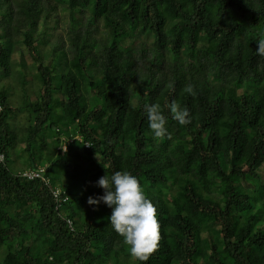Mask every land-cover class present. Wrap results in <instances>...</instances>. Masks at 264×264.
<instances>
[{
  "label": "trees",
  "instance_id": "16d2710c",
  "mask_svg": "<svg viewBox=\"0 0 264 264\" xmlns=\"http://www.w3.org/2000/svg\"><path fill=\"white\" fill-rule=\"evenodd\" d=\"M261 36L264 0H0V264H142L87 203L121 170L157 208L143 264H264Z\"/></svg>",
  "mask_w": 264,
  "mask_h": 264
},
{
  "label": "clouds",
  "instance_id": "9594fccd",
  "mask_svg": "<svg viewBox=\"0 0 264 264\" xmlns=\"http://www.w3.org/2000/svg\"><path fill=\"white\" fill-rule=\"evenodd\" d=\"M256 44L257 55L264 56V36L258 37ZM185 90L192 92L191 86ZM143 108L150 134L155 138L169 135L166 127L168 116L161 106L158 103H145ZM167 108L178 124L191 122L187 107L172 101ZM95 185L103 189V194L88 196L87 203L93 207L103 203L111 210L107 217L108 224L128 246L129 256L143 264L159 246L160 222L156 205L148 198L137 177L127 170L105 174L95 181Z\"/></svg>",
  "mask_w": 264,
  "mask_h": 264
},
{
  "label": "rangeland",
  "instance_id": "374dc122",
  "mask_svg": "<svg viewBox=\"0 0 264 264\" xmlns=\"http://www.w3.org/2000/svg\"><path fill=\"white\" fill-rule=\"evenodd\" d=\"M55 32V34H54V38H53V40H55L57 37H58V35H59V32H60V28H59V25L57 26V28H56V30L54 31ZM10 79L12 80V78L10 77ZM9 89L10 90H12V87H11V84H9ZM11 99H12V103L13 104H15L16 103V101H18L17 99H16V94H15V92L13 91L12 92V94H11ZM54 109H55V115L54 116H56L58 113H59V109H58V107L56 108V107H54ZM26 113L23 111V112H20V113H18L17 115H16V119L17 120H21V121H23V123L25 122V118H26ZM20 151V147H16V150H15V152L16 153H12V152H9V154H8V157H7V165L9 166V168L10 169H12V170H15V168H17V166L15 165V164H13V162H14V157H13V155L14 154H17V152L18 151ZM18 154H23V153H21V152H19ZM23 157V164L25 163V161H24V157H25V154H23L22 155ZM22 161V160H21ZM20 162V161H19ZM241 170V169H240ZM50 177H49V179H50V181H53V178H51V175H49Z\"/></svg>",
  "mask_w": 264,
  "mask_h": 264
},
{
  "label": "built area",
  "instance_id": "2783aa9c",
  "mask_svg": "<svg viewBox=\"0 0 264 264\" xmlns=\"http://www.w3.org/2000/svg\"><path fill=\"white\" fill-rule=\"evenodd\" d=\"M62 149H65V145H62ZM4 159V155L2 153H0V161H3ZM43 171H44V167L43 166H38L36 167L35 169H27V170H24L21 172V175L22 176H26L28 178H33V177H40V178H43ZM52 194H53V197L54 199L56 200V207H59V201L61 200H65L66 198L65 197H61L60 196V193H59V190L58 189H53L52 190ZM67 223L69 225V227L72 229V223L70 220H67Z\"/></svg>",
  "mask_w": 264,
  "mask_h": 264
}]
</instances>
